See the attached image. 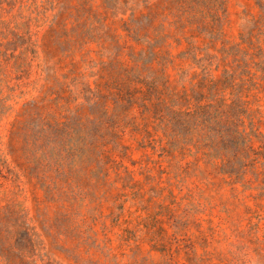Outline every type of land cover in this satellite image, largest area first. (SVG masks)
Segmentation results:
<instances>
[{"label": "rangeland", "instance_id": "rangeland-1", "mask_svg": "<svg viewBox=\"0 0 264 264\" xmlns=\"http://www.w3.org/2000/svg\"><path fill=\"white\" fill-rule=\"evenodd\" d=\"M201 104L262 149L264 0H0V264H264L263 175L172 118Z\"/></svg>", "mask_w": 264, "mask_h": 264}, {"label": "trees", "instance_id": "trees-1", "mask_svg": "<svg viewBox=\"0 0 264 264\" xmlns=\"http://www.w3.org/2000/svg\"><path fill=\"white\" fill-rule=\"evenodd\" d=\"M224 77L233 85L235 84L232 74H224ZM210 82L212 85H218L217 80L210 79ZM235 103L241 105V102ZM239 109L241 108H238L237 120L242 121L239 116L240 111L244 112V109ZM199 113V109L190 111L180 110L176 111L172 117L178 121L188 123L187 125H189L191 120H196V122L191 124V129L187 133L196 132L198 134L197 142H195L197 151L201 150V153L206 157L208 162L213 160L215 168L220 172L244 178L247 171H251L257 178L262 174L264 180V161H261V157L264 158V144L262 149L257 150L254 148L252 137L247 135L248 133L245 130H241L238 127V121L234 125L236 127L231 129L226 127L225 121L230 115H228L222 104L216 107L201 104V121ZM161 119H164V117H161ZM186 135L184 132L178 130L174 133L173 137L183 136V138H186ZM252 154L255 157H251ZM215 160H220L221 162L216 163ZM258 162L262 163L263 170L258 168ZM248 181H251V179H248Z\"/></svg>", "mask_w": 264, "mask_h": 264}]
</instances>
